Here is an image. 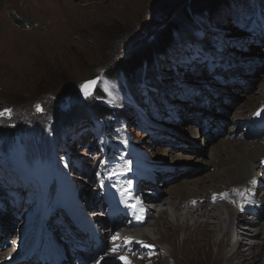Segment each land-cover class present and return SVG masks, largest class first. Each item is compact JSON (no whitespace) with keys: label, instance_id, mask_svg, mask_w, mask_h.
Wrapping results in <instances>:
<instances>
[{"label":"rangeland","instance_id":"1","mask_svg":"<svg viewBox=\"0 0 264 264\" xmlns=\"http://www.w3.org/2000/svg\"><path fill=\"white\" fill-rule=\"evenodd\" d=\"M243 4L252 6L255 0L242 3L230 0L214 17H207L191 12L193 6L188 0H0V112L11 109L10 114L0 116V245L9 242L4 245L6 249H15L11 234L19 236L17 241L20 235L23 242L32 240L30 236L35 235L31 223H40L42 210L47 205L48 185L55 180L63 191L58 204L48 213L51 215L42 223L45 224L40 233L43 239L35 241L53 242L60 249L61 237L66 239L62 229L69 234L81 233L75 219L66 215L70 214L69 208L75 205L88 218L94 211L92 206L87 211L81 199L85 198L83 193L97 197L95 184L105 185L99 195L106 196L117 187L122 191L127 189L134 179L143 175L149 179L144 181L154 186L151 191L161 197L157 203L169 199L168 193H173L175 187L188 186L185 193L200 198L207 197L211 190L225 188L222 178L211 181L217 171L209 165L212 148L231 139L252 145L261 139L257 144L264 147V134L250 141L244 139L248 131L253 135L259 131L255 126L246 129L240 125L238 132L231 127L253 120L264 108V100L259 96L264 81V22L257 19L261 18L257 9L253 19L256 24L251 27L253 20L241 14L243 9L239 6ZM168 26L173 30L174 44L164 54L154 50L151 64L139 67L132 79L107 76L108 68L119 60L155 48ZM191 41L194 44L190 46ZM93 80L96 84L92 94L85 98L81 85ZM145 90L154 94L151 102H143L149 96H144ZM252 96L256 99L254 105L245 114L239 113L247 120L236 123V114L245 111L238 109ZM95 104L113 113L107 119L106 125H109L99 120L93 108ZM33 125L44 127L32 129ZM101 127L105 128L103 133L108 131L106 136L110 140L104 139ZM196 132L195 148L201 154L197 157L179 142L183 139L191 143ZM24 133L37 136L38 141L30 142L27 147L22 140ZM205 134L215 137L212 140L206 136L207 145H199L202 139L205 141ZM105 143L111 149L109 156L103 155ZM252 145L251 149L257 146ZM190 157L200 162L188 160ZM261 157L264 158V151L255 158L260 187H256L255 191L258 190L250 199L260 203L257 221L264 225ZM108 170L112 177L108 176ZM30 175L36 179L33 182L42 206L40 202H29L28 193L32 195L33 190L24 181ZM89 179L93 182L91 186ZM109 184V189L104 191ZM147 191L144 193H150ZM213 196L211 191L209 197ZM181 199H174V209ZM197 199L190 203L191 207L198 205ZM204 207L203 211L209 209L207 205ZM174 209L168 215L154 212L145 226L126 230L141 236L146 245L149 241L156 243L149 248L151 254L143 259L135 255L137 251H131L129 255L135 263L202 264V256L193 254L195 245L185 241L184 234H171L168 224L175 222L171 213ZM102 219L89 224L88 230L92 228L96 232L99 224L107 225ZM29 223L31 228L27 229ZM238 227H243L240 222ZM229 228L233 235V239L229 235L230 241L223 238L226 227L215 238H208H211L213 253L226 249L220 257L223 259L206 264H252L236 259L229 263L223 257L230 256L231 245L241 249L247 242L258 241L239 228ZM89 238L84 234L83 240L87 242L81 238L78 242L75 237L72 251L85 249L91 242ZM222 239L220 247H214L215 241ZM106 241L104 244L111 246L116 240ZM17 251V261H20L25 251L21 248ZM33 260L31 257L30 263ZM257 260L256 264H264V255Z\"/></svg>","mask_w":264,"mask_h":264},{"label":"bare ground","instance_id":"2","mask_svg":"<svg viewBox=\"0 0 264 264\" xmlns=\"http://www.w3.org/2000/svg\"><path fill=\"white\" fill-rule=\"evenodd\" d=\"M36 3V2H35ZM37 5V3H36ZM261 92H260V98L264 100V81L261 84ZM254 96L248 98V100L245 102V104L238 109V112L236 115V123H239L242 120H247L244 118V116H241L240 114H245L248 109H250L254 105ZM263 105V104H262ZM244 108V109H243ZM243 109V110H242ZM240 113V114H239ZM241 117H239V116ZM223 116V115H222ZM250 119V117L248 118ZM225 125V123H223ZM199 125V124H198ZM197 125V126H198ZM157 126V125H155ZM235 127H232V131L238 132L240 131V124H235ZM238 126V127H237ZM256 127L258 130H262V123L254 124L253 120H249L248 122H245V127L248 129L249 127ZM259 134H264L262 131H257L256 134L250 133L248 131L247 135L244 136V139L250 141L255 136ZM27 134L24 133V137L22 140L28 139ZM192 135V134H191ZM197 132L195 133L193 140L191 143H187L183 141V139L179 140L180 143H184L188 146V149L196 154V157L201 155L199 154L195 148V142L197 140ZM206 136L209 139H214V134H205L203 138H205V141L202 139V142H199V145H207L206 143ZM234 138L237 137V135L233 136ZM195 138V139H194ZM261 139H259L254 146V149H251V145L247 142L242 141H236V140H230L228 143L221 141V145L215 146L211 150L212 156V162L209 164L211 167H215L217 171L214 173L213 176H211V181L214 179H220L223 180V185H225V188L217 189V190H211L212 194L216 196L215 202H213V197H209L211 194V191L208 193L207 197L200 198L197 195H188V193H185L186 190H188V186L186 187L185 184L188 185V183L185 182L183 187H175L173 193H168L170 196L169 199H164L165 201L163 203H157L160 201L161 197L156 195L153 190L154 186L150 185L149 183L145 182L141 178H139L137 181H134L132 184L129 185L128 189L135 188V191L132 192L130 195H117L115 193H111L109 195L108 202L105 203L107 200L106 196L104 194L99 195V190L105 188V185L99 186L98 184H95L96 192H94L95 196L97 194V197L93 198L90 197V195L83 193V196L86 199L91 198L90 200H85V198L81 199V205L85 206L87 205V211H91L90 207H95L96 211L88 214L90 217L91 222H98L99 220L107 222V225L102 227V224H99L98 230L90 236L91 242H89L85 249L81 252H74L72 251L73 245H74V239L76 235L72 232V234H69L67 231L63 230V232L66 233V239H62L60 243L61 249L59 251L53 250L54 255L48 256V254L45 255V257L41 260H37L33 264H69L71 261L73 264H95L96 261H99V264H105L107 261L108 264H121V261L119 259H115L110 252V250L114 247L120 244L121 251L119 252V255L125 256L127 259L131 260V264H141L140 262L135 263L134 259L129 255L131 251H137L135 255L141 256L143 258H146L149 254H151V251L149 248H146V251L143 255L140 254L141 245L137 243H132L128 247L130 248V251H126L123 248L124 243L131 239L133 241H142L144 240L140 239L141 236H136L135 233H130L126 231L128 228H139L141 226H145L146 221L148 218L152 217V213L154 212L160 215H168L170 212V209H174V199L178 197L181 199L177 205V209H174L171 213L172 216L175 219L174 223H169V227L172 230L171 234H178L182 233L185 235V241L187 239L188 243H191L195 245V250L193 251V254H195L197 257L202 256V260L200 261L202 264L208 263V261H215L222 257V252L225 250L224 248L218 249L215 253L210 251L211 249V238H215L219 232H221L225 227V233L223 235V238H231L233 239V235L228 231L231 226L232 228H239L245 232L247 236H252L253 238H258V241L254 239V241L247 242L245 247H242L241 249H238L236 245H231L230 250L228 253H230L229 257H223L227 262L229 260H238L242 262H248L252 264L258 263V258L261 257V255H264V225L261 224L260 220L257 221L260 217V203L251 201L250 197L251 194L255 191L256 187H260L259 179L256 178L257 169H258V163L255 164V158H257L258 154L264 151V147H259L257 143H260ZM31 143H36V140L31 139ZM182 141V142H181ZM263 141V140H262ZM198 143V142H197ZM230 145L231 147L227 146ZM252 145V147H253ZM29 145H27L28 147ZM25 158V156L23 155ZM28 158V156H27ZM262 158V157H261ZM26 159V158H25ZM188 160H193L194 162H200L195 157H190ZM214 160H219L218 163L214 162ZM264 163V158L261 159V163ZM57 163V162H56ZM27 164V162H25ZM205 164V163H203ZM173 171V170H172ZM260 171V170H258ZM178 173V171H177ZM261 173V171H260ZM157 176L160 180L161 176L157 173ZM77 178V177H76ZM206 180V179H205ZM221 180V179H220ZM204 181L200 182L203 183ZM237 187L228 188L230 186H233L235 183L242 184ZM90 183V184H89ZM199 183V182H197ZM88 184L91 186L93 185V182L91 179H89ZM255 185V186H254ZM141 186V187H137ZM142 186L146 187L144 189H141ZM222 187V186H221ZM143 190V192H142ZM148 190V191H147ZM150 192L145 194L144 192ZM180 191L179 194L176 192ZM264 192V191H263ZM93 194V193H92ZM186 194V195H185ZM220 194H227L226 198H222V200H217L218 197H220ZM174 195V196H173ZM179 195V196H177ZM184 195V197H183ZM182 196V197H181ZM262 197L264 199V193L262 194ZM125 198V200L120 205L124 208V214H120L118 217L114 216L115 209L119 206V204L114 203L116 199L122 200ZM196 198L198 201V205L191 207L190 203L192 201H195ZM80 201V200H79ZM137 201H139V208H136L135 213L133 212V207H136ZM154 201V202H153ZM90 202V204H88ZM263 202V201H262ZM111 203V206L108 207V204ZM264 203V202H263ZM131 205L132 207H129ZM166 205V208H160ZM204 205H207L209 209H203L205 208ZM176 206V205H175ZM150 207V208H149ZM180 207L182 210L180 211ZM204 207V208H203ZM211 207V208H210ZM234 208V212L230 208ZM160 208V209H159ZM142 209V211H141ZM184 209V210H183ZM207 210V211H206ZM86 211V212H87ZM200 212V214L198 212ZM137 217H143L142 220L137 219ZM44 221V220H43ZM256 221V222H255ZM239 222L241 223V226L238 227ZM228 223V224H227ZM15 224H13L14 226ZM45 224H39L35 230L34 235L35 238L37 235H39L42 231V228ZM258 225L259 227L257 229H254L253 227ZM30 227V223L26 228L28 229ZM156 228V227H155ZM160 227L158 226V229ZM191 230L193 232H191ZM236 229L233 231L235 232ZM7 233V232H6ZM230 233V234H229ZM118 234V235H117ZM230 235V236H229ZM5 239L7 238V234H5ZM174 236V235H173ZM19 237L18 235L11 234L10 239L12 240L11 245L16 247L17 240L16 238ZM31 237V236H30ZM29 237V238H30ZM41 237V235H40ZM211 237L210 239H208ZM82 238V237H79ZM113 239L115 243L111 244V246L107 245L108 239ZM228 238V240H229ZM221 239V238H220ZM28 240V239H27ZM93 240V241H92ZM224 239L215 241L213 244L214 247L219 248V242H222ZM1 241V240H0ZM58 241V240H57ZM106 242L104 244V242ZM230 241V240H229ZM102 242V245H99V243ZM149 245L152 247L154 246V242L149 241ZM244 242V241H243ZM35 242H30L29 244H34ZM246 243V242H245ZM9 242L3 243L0 245V264H31L30 260H28V257H24L21 262L15 261L14 262V254L12 251L15 252V249L7 250L6 246ZM19 244V242H18ZM145 244V243H144ZM148 244V243H147ZM109 246V247H108ZM89 247V249H87ZM237 249L239 253H237ZM256 250L257 253L254 252ZM9 251V252H8ZM103 252H106V255H100ZM6 253V254H4ZM28 253V252H27ZM184 254V253H183ZM187 256V255H186ZM101 257H104V259H101ZM183 257V256H182ZM142 258V259H143ZM188 258V257H187ZM62 260H64L62 262ZM257 260V261H256ZM256 261V262H255ZM264 263V260H262ZM230 263V262H229ZM209 264H211L209 262ZM241 264V263H240Z\"/></svg>","mask_w":264,"mask_h":264},{"label":"trees","instance_id":"3","mask_svg":"<svg viewBox=\"0 0 264 264\" xmlns=\"http://www.w3.org/2000/svg\"><path fill=\"white\" fill-rule=\"evenodd\" d=\"M242 2H244L245 0H239ZM190 3H192L193 6V10L191 12L195 13L196 15H202L205 14L207 15V17H214V15L220 11L221 7L224 4H227L228 2H230V0H189ZM240 4V3H238ZM256 5V6H255ZM255 5L252 6H248L247 4H243L241 6H239L240 8L243 9L242 11V15L245 16L244 18L246 19V17L250 18L251 20L254 19V11L257 9H259V15L262 17V14L264 15V0H255ZM188 9H190L188 7ZM249 14V15H247ZM254 21V20H253ZM19 23V22H18ZM255 22H253L254 24ZM252 27V25H251ZM173 30L169 29V26L167 27V29L162 32V34L160 35V37L158 38V44L157 46H155V48H151V50H144L138 54H133L131 55L130 58L126 59V60H119L117 63H115L113 66H110V69L108 68V72L106 73L107 76L111 79L116 78L117 76H125L128 79H132L135 75L136 70L143 66L146 63H150L152 62V56L154 55V50L156 51L155 53L157 54H164L166 49L171 45L174 44V38H173ZM195 41V40H194ZM194 41H191L189 43V45L191 46L192 44H194ZM176 42V40H175ZM182 44V43H180ZM184 47V46H183ZM185 47H188L185 45ZM191 57V56H190ZM146 95H144L145 97H147V99L143 102H146L147 100H149L151 102L152 99H154V94H152L151 91L149 90H145ZM151 94V95H150ZM142 101L139 102V104L143 103ZM94 110L96 111L97 115L99 116V120H101L102 122H104L103 124H105V126L109 125L106 123H108L107 119L108 117H110L113 113L107 109L104 108L102 106H100L99 104H95L93 106ZM124 119V116H121L120 118ZM40 126V127H37ZM44 126L41 125H33V127H31L32 129H42ZM32 129H27L28 131H31ZM105 129L104 127H101L102 133L103 130ZM108 133V131L106 132ZM106 133H103L105 135V139L110 140L108 136H106ZM28 134V133H26ZM109 134V133H108ZM28 139H25L23 142L27 145L30 144L31 139L38 141V137L33 135L30 136V134L26 135ZM41 141V139H39ZM106 152L108 153L109 147L106 145L105 146ZM47 152V151H46ZM39 155V154H38ZM38 155H36V157H38ZM46 155V153H45ZM28 156V155H27ZM43 158V157H42ZM91 188V187H90ZM89 188V190H90ZM96 189V187H95ZM35 192V190L33 191V193ZM35 195V193H34Z\"/></svg>","mask_w":264,"mask_h":264},{"label":"snow or ice","instance_id":"4","mask_svg":"<svg viewBox=\"0 0 264 264\" xmlns=\"http://www.w3.org/2000/svg\"><path fill=\"white\" fill-rule=\"evenodd\" d=\"M91 85H95L96 84V81H91L89 82ZM81 92L85 95V98H87L88 96L91 95V91L90 89H87L85 85H81ZM40 107L39 105H37V111H40ZM11 112V109H4L3 112H0V116H6L8 114H10ZM257 115H259V112L257 113ZM121 195H125L124 192H121ZM227 194H220V197L221 198H226ZM216 200V196L214 195L213 196V202H215ZM129 207H132L131 205H129ZM136 208H139V201H137V205L136 207H133V212L135 213L136 211ZM142 211V209H141ZM137 219L139 220H142L143 217H137ZM132 243H137V244H140L142 247H146V248H150L151 246L150 245H146L144 244L142 241H133L131 239L127 240L124 245H123V248L124 250L126 251H130V248L128 247L130 244ZM121 251V246H114L110 252L112 253L113 257L115 259H119L121 261V264H131V260L127 259L125 256H121L119 255V252ZM140 258H143V257H140ZM101 259H104V257H101ZM95 264H99V261H96ZM105 264H108V262L106 261Z\"/></svg>","mask_w":264,"mask_h":264},{"label":"water","instance_id":"5","mask_svg":"<svg viewBox=\"0 0 264 264\" xmlns=\"http://www.w3.org/2000/svg\"><path fill=\"white\" fill-rule=\"evenodd\" d=\"M93 81H96V80H93ZM89 82H91V81H89ZM89 82L85 83L84 85L86 86L87 89H90L91 94H92L94 85H91Z\"/></svg>","mask_w":264,"mask_h":264}]
</instances>
